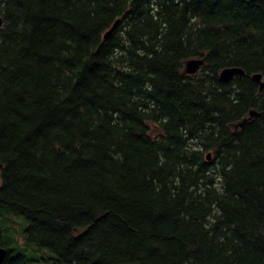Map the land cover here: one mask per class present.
I'll list each match as a JSON object with an SVG mask.
<instances>
[{
	"label": "trees",
	"instance_id": "trees-1",
	"mask_svg": "<svg viewBox=\"0 0 264 264\" xmlns=\"http://www.w3.org/2000/svg\"><path fill=\"white\" fill-rule=\"evenodd\" d=\"M0 16L1 264H264V0Z\"/></svg>",
	"mask_w": 264,
	"mask_h": 264
},
{
	"label": "water",
	"instance_id": "water-1",
	"mask_svg": "<svg viewBox=\"0 0 264 264\" xmlns=\"http://www.w3.org/2000/svg\"><path fill=\"white\" fill-rule=\"evenodd\" d=\"M3 21L0 18V27L2 26ZM119 20L114 24L110 31L105 35L109 37L112 32L117 28ZM204 63L203 59H190L185 63V73L186 74H196ZM245 71L239 67H226L222 69L219 73V79L223 83H229L235 76H244ZM252 80L259 85L260 92L264 91V76L261 73H256L252 75ZM251 115H255L254 112ZM210 156L208 155V159ZM1 168V167H0ZM0 186H1V176H0ZM6 249L0 246V264L4 261L6 257ZM122 264H138V263H122Z\"/></svg>",
	"mask_w": 264,
	"mask_h": 264
}]
</instances>
